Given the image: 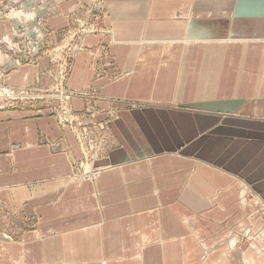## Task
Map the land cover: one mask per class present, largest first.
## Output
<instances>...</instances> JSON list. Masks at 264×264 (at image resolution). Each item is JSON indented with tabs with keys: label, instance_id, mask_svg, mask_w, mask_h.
<instances>
[{
	"label": "crops",
	"instance_id": "0c3cea01",
	"mask_svg": "<svg viewBox=\"0 0 264 264\" xmlns=\"http://www.w3.org/2000/svg\"><path fill=\"white\" fill-rule=\"evenodd\" d=\"M43 1L39 53L0 11L5 85L43 97L0 108V264H264V0H101L66 85L95 181L45 49L97 2Z\"/></svg>",
	"mask_w": 264,
	"mask_h": 264
},
{
	"label": "rangeland",
	"instance_id": "374dc122",
	"mask_svg": "<svg viewBox=\"0 0 264 264\" xmlns=\"http://www.w3.org/2000/svg\"><path fill=\"white\" fill-rule=\"evenodd\" d=\"M95 2H97V4L93 12L89 9H84V11L87 13L86 17L77 18L74 26L64 28V30L59 34V36H57V39L54 40L53 43L49 45V47L46 48L45 46V52L48 50V53L51 57V66L53 74L52 89L48 92L49 95L50 93L51 95L47 98L49 103H52L53 101L57 102L56 105L51 108V113L53 116L56 117V119H58L59 122L64 123L63 125L65 126L63 127L68 128L73 132L75 131L74 133L76 134L77 138L79 137L78 139L82 145L85 154L84 160L78 162L76 167V176H78L77 179L79 178V181H82L81 178L85 175V173L91 172L93 169H95L94 167H92V164L93 160L95 159L94 157L97 155V150L100 147V141L96 138H90V132L88 130V126L85 124V120L78 113H76L74 109H72L69 105L68 107L70 109V115L63 114L62 108L60 109L61 102L58 97L60 95L59 93H61L62 88L68 93H72L67 90L66 85L68 84V80L71 75L76 55L79 51L83 49L82 43L85 37L100 32H109V30L105 28V21L107 20V16L105 13V3L103 2L102 4L101 0H95ZM28 3L32 4V9L25 8ZM43 3V0H0V11L3 12L8 8H12L15 10L17 9L19 13H25L26 10H29L28 13L34 14L36 16L37 12H39V10H41V8L43 7ZM44 15L46 14L41 13V18L39 19V24L43 28L44 26L48 25L47 18H44ZM3 20L5 21V19H2V21ZM17 20L25 26H28V23L35 20V18H30V20L28 19L27 21V19L23 17L22 20ZM93 29L94 31L91 32V30ZM88 31H90L91 33H89ZM2 38L3 37H1L0 34V57L6 56L3 51V49H6V45L1 44ZM20 41L22 42V44L19 45V51L23 52L27 43H31V39L30 37L26 39L24 36V38H22ZM23 43L25 44L23 45ZM5 52H8L7 49L5 50ZM2 63L3 61H1L0 58V65H2ZM4 70L7 71L6 68H2L0 66V74H4ZM111 79L115 81L117 79L116 74L113 75ZM36 90V88L21 90L9 89L4 83V78L0 75V108H20L25 107V105H28L29 103H34V105H36L37 102L43 99V97L33 95V93L35 92L41 93ZM42 93L45 92L43 91ZM39 106L40 105H36V108ZM105 131L106 127L101 130V138H103V133H105ZM96 168H100L101 170L104 169V167ZM101 175L102 174H100V176ZM92 181H95V179L93 178ZM263 232L264 230L259 232V235L263 234Z\"/></svg>",
	"mask_w": 264,
	"mask_h": 264
},
{
	"label": "water",
	"instance_id": "95a60500",
	"mask_svg": "<svg viewBox=\"0 0 264 264\" xmlns=\"http://www.w3.org/2000/svg\"><path fill=\"white\" fill-rule=\"evenodd\" d=\"M44 12V11H42ZM40 15H41V10H39V12H37V15L35 17V20L31 21L28 23V26H22L20 24V22H14V26L16 28V30L18 31V34L21 36L20 38H24L23 36L26 35V37H30L31 40L35 43L38 44L40 43L38 50L36 51L37 53L40 52L41 49H43V45L41 44L40 40L37 37V32L33 31V29H40L42 32L44 31V29L40 26L39 24V19H40Z\"/></svg>",
	"mask_w": 264,
	"mask_h": 264
},
{
	"label": "built area",
	"instance_id": "2783aa9c",
	"mask_svg": "<svg viewBox=\"0 0 264 264\" xmlns=\"http://www.w3.org/2000/svg\"><path fill=\"white\" fill-rule=\"evenodd\" d=\"M92 31H94V29L91 30V32ZM91 32H89V33H91ZM59 94L60 95H59L58 98H59V100L61 102L60 109L62 108V112H63L64 115H70V112H69L70 109L68 107L67 100L71 96H73V93H68L67 91L63 90V88H62L61 93H59ZM59 123H60V125L65 126V125H63L64 123H62V122H59ZM99 170H100V168H95L91 172L85 173V175L81 178L82 181H92V178H94V177H95L94 178L95 180L98 179L100 177ZM90 174H94L95 176L92 177ZM84 177H86V178H84Z\"/></svg>",
	"mask_w": 264,
	"mask_h": 264
},
{
	"label": "bare ground",
	"instance_id": "6f19581e",
	"mask_svg": "<svg viewBox=\"0 0 264 264\" xmlns=\"http://www.w3.org/2000/svg\"><path fill=\"white\" fill-rule=\"evenodd\" d=\"M88 32H90V31H88ZM104 170H105V168L102 169V170L100 169V170H99V173L102 174V172H103ZM90 175H91L92 177L95 176L94 174H90ZM84 178H86V177H84ZM94 178H95V177H94ZM92 179H93V178H92Z\"/></svg>",
	"mask_w": 264,
	"mask_h": 264
}]
</instances>
